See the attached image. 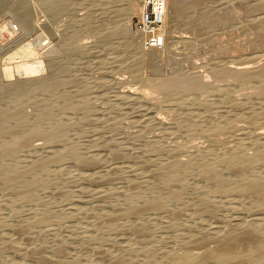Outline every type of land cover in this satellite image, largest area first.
<instances>
[{
  "label": "bare ground",
  "instance_id": "bare-ground-1",
  "mask_svg": "<svg viewBox=\"0 0 264 264\" xmlns=\"http://www.w3.org/2000/svg\"><path fill=\"white\" fill-rule=\"evenodd\" d=\"M37 1L44 11L51 16H59L65 11V0ZM110 1L122 2V0ZM167 1L168 7L172 5L176 9V13L172 18L176 20L177 24L180 23L179 20H181L182 15L189 13L191 18L189 27L194 26L192 29L194 30L195 27L200 28L201 26L199 27V25H202L204 28L201 27L203 29L201 30V35L204 38L208 37L210 31L219 29L221 26L224 27L225 22L232 21L234 17L237 19L236 14L232 11L234 6L240 7L244 11L242 28L240 26V28H236L249 31L248 33L251 36L253 33L255 35L253 39L249 38L247 40L249 43V40H251L254 52L249 55L242 54L230 60V62L228 61L229 64L227 62L226 65L213 66L212 71L218 77L227 76L231 79L230 84L217 82L212 84L211 90L214 91L212 93L213 100L209 98L203 100L199 94L198 90L205 86L208 81L207 75H203L200 72L190 75L182 73L183 71L175 72L174 75L164 77L161 82L156 84L157 87L173 96L188 93L184 102L193 104L195 109L202 111L204 117H208L210 120L223 119L216 124L213 123L214 121L209 122L210 124L208 123L207 129L211 131L208 138L213 139L214 147L205 150H183L185 151V153L183 152L185 157L181 158L177 155L180 150L176 149V147L165 148L164 145L161 147L157 144L161 148L152 149L155 152V157L159 155L160 158L157 156L158 159H154V157L149 161H144L145 157L141 155L144 158L143 161L137 162L136 165L134 163L133 165H128L127 163V166H122L123 164L117 165L118 163L109 165V161L106 159L109 166L105 170L102 169L104 155L100 156L101 153L100 155H96L97 153L95 155L93 153L90 155L86 154L87 152L85 151L84 153L85 149L83 150L81 143L78 142L80 139L72 140L70 138L72 135H70V131H72L71 129L74 126L71 125L72 117L80 114L81 119L78 121L79 124H82L87 118L89 119L93 111L91 112V104L89 105V102L77 103L74 101L76 95L89 91V89L87 90L89 87L87 84L71 92L56 91L57 86L66 84L69 86L71 85L69 83H74L76 79V76L71 74L72 70L66 60L64 62H56L57 64L53 63V66H50L52 69L51 73H47L48 76H40L34 79L22 78L16 81L10 80L16 75L36 77L37 73L43 71L46 66L39 49L35 48L36 46L34 47L32 42L29 41L19 50H16L17 52L6 56L7 58L6 60L4 59V63L2 62L3 64L0 68L1 76L3 75L6 78L4 80L2 79L3 77H0V193L4 195L3 200H0V209H2V206L10 209V215L8 218L6 217L7 219L0 218V264H264V170L262 169L264 167V127L256 126L257 120L264 118V83L263 81L260 82V77H264V65L255 67L256 60L264 58V0ZM10 4L15 6L14 17L20 26L25 31L30 30L33 27L32 12L28 6L30 3H27L26 0H5V2L0 0V10ZM125 6L121 7L119 11V13L122 12L126 16L123 18L124 20L101 23L102 25L100 24L97 34L101 41L110 39L113 36H119L126 40L124 42L126 48L133 49L135 55L131 62H126L125 68L136 77H139L141 68L146 65V61L144 62L146 58L144 57L145 59H143V55L139 51L140 41L138 39L142 36L137 34L138 31L137 33L132 32V26L139 14L135 16L137 5H133L126 0ZM246 15H250L249 18ZM204 24L207 26H203ZM163 37L165 40L164 50L169 46L168 32L165 28L163 29ZM39 40L42 42L44 37ZM71 41L72 38L69 37L64 41L65 43L63 42V46L60 44L61 52L68 48ZM247 42L245 43L247 44ZM13 59L17 60L14 64L10 62ZM150 67H153L152 64ZM249 84H252L251 87L242 93L245 96L244 99L238 100L236 94L228 95L236 87ZM49 93L52 94L54 101L52 104H45L42 96ZM40 95H42V98L39 97L41 98L39 101L43 104L28 121L27 112L20 106V103H23L28 97L38 98ZM121 98L128 100V103H132L135 108L138 107L144 113L143 115L147 116V119H145L149 124L160 128L167 125L166 121L158 113H154L155 106L143 101L134 92L126 91ZM253 103L256 105L254 109L246 111L248 105ZM181 106H176V108L181 110ZM110 112L112 113V110ZM181 116L188 121L194 119L192 109L181 112ZM233 116L235 121L244 119L247 123V128L244 127V129L245 132L246 130L249 132L244 141L241 139V141H238L239 139H236L238 136L232 139L238 134L233 133L244 130L233 120H230ZM119 120L113 119L106 122L107 124L104 128L107 131L105 132L113 134L120 131V126L122 123L123 127V122ZM73 121L75 123L77 120ZM98 122L96 123L98 124ZM75 127L77 128L76 123L74 129ZM81 131L79 130L78 132ZM223 131L233 134V136L227 137L233 143L232 145H228L230 142L227 139H225L226 141L221 140L220 135ZM101 133H104V130ZM109 134L105 135L108 137ZM78 135L76 134L77 137ZM133 135L134 139L137 138L139 140V136ZM76 136L74 135L75 138ZM80 136L83 135H79L78 138ZM109 137L111 139L112 136L109 135ZM95 138H92V140ZM240 138L244 137L240 136ZM37 139L43 140L44 143L35 144L34 142ZM128 139L131 140V138ZM146 139L143 140L146 141ZM88 140L90 141V139ZM82 141L84 143V140ZM108 141L111 143L110 140ZM144 141L138 143L142 145ZM147 142H151L150 140L146 141V145H152L150 143L147 144ZM105 144L103 146L106 147ZM90 146L94 147L93 145ZM107 146H111V144ZM92 147H88V150H93ZM124 147V149H121V146L120 148L117 146V149L112 147L115 150L112 149L114 160L127 159L125 156L127 152L125 153V151L129 148L126 149V146ZM131 147L130 149H132ZM96 148L94 149L96 150ZM150 148L148 149L151 150ZM222 148L224 150H221ZM250 148L251 150L249 151ZM134 150L133 148V152ZM33 151H42V154L36 153V155ZM140 152L143 153V151ZM107 163L104 162L103 164L107 165ZM65 164L74 165L79 169L78 173L72 176L76 181L80 180L84 186L81 189L79 188V190L75 189L80 191L82 195L90 197V199H87L94 204L93 206L90 203H83L80 206L74 204L71 207L66 204L70 211H68L69 213L67 210L64 211L68 214L73 212L75 218L76 215L81 217L89 215V217L94 219L93 221L91 219V223H89L90 221L88 222L89 224L84 231L81 228L80 231L84 233L81 237L76 238V235H74L75 238H73L69 234V236L67 235V240H58L59 238L57 237V240H55V235L53 234L55 241L48 243L42 239L43 237L41 238L42 232H40V237L37 233L39 238L35 237L36 230H47L49 232L50 227H54V225L58 227L62 219L67 218L68 214L63 217L56 214V210L50 208L52 207L50 205L54 204H51V201H48L49 205L45 204L47 201L44 199L45 201L43 202L41 194H44L47 189L49 192V188L55 186L58 182L57 180L60 181V176L66 173L65 168H63ZM75 167L72 171L77 172ZM261 169L263 171H260ZM124 171L127 176L122 173ZM70 173L72 174V172ZM191 176L196 177V182L194 184L192 183L193 181L191 182L193 185L189 183V177L191 178ZM66 180L69 179L67 178ZM72 180L70 178V181ZM64 182L66 183V181ZM75 184L76 182H74L73 187L76 186ZM69 185L71 183L67 186ZM114 185H117V187L111 188ZM190 185L192 189H190ZM63 186L59 185L60 188L55 186L54 192L53 189L51 192L58 195L57 197L61 196L60 198L63 197L70 201L68 203L70 204L74 201L73 195H71V191L68 192ZM189 189L193 192L191 196L188 195L189 197H187ZM76 194H74V197ZM79 197L80 195L77 197L80 201ZM218 197L220 200L217 199ZM57 203L59 204L60 201ZM58 204L55 206L58 207ZM24 205L34 206V210L30 211V218L20 217V208ZM188 209L189 211L191 210V214L187 211L190 214V219L186 218L185 222L186 210ZM222 209L226 212L225 214L221 212L223 215L220 214ZM64 211L65 215L66 212ZM73 213L71 215H74ZM162 213L167 216L166 220L161 221L163 226L169 230V234L167 233V236L157 240L155 237L157 235L154 236V231L152 230V227H154L152 224L154 221L159 220L158 215ZM60 214L62 213L60 212ZM165 215L163 216L165 217ZM21 216L23 215L21 214ZM100 219L104 220L100 221ZM78 224L80 225V223ZM67 225L69 226V224ZM104 228L115 230L116 232L119 231L116 237L121 236L122 242L124 241L123 236L126 234L131 238L127 237L128 235L125 236V238L130 240H125L126 243L121 244L115 250L105 248L102 244L103 242L99 241V238L102 239L99 231ZM61 230L62 227L60 228ZM168 230L166 231L168 232ZM157 231L155 232L158 233L159 231ZM97 232L98 237L96 236ZM47 234L45 237H47ZM102 234L105 233L102 232ZM161 235L158 236L162 237ZM57 236L59 237V234ZM113 236H111L112 240ZM105 237L108 236L106 235ZM76 242L81 243V245L79 244L81 246L80 249H78V244H75ZM107 243L105 242V244ZM170 243L171 245H169ZM75 247L81 252L82 250H84L83 252L90 250L93 255L91 254L92 256H88V258L82 257L80 254L77 255V252L75 255L74 252L71 253V250H75Z\"/></svg>",
  "mask_w": 264,
  "mask_h": 264
},
{
  "label": "rangeland",
  "instance_id": "rangeland-1",
  "mask_svg": "<svg viewBox=\"0 0 264 264\" xmlns=\"http://www.w3.org/2000/svg\"><path fill=\"white\" fill-rule=\"evenodd\" d=\"M127 1H129L133 5H137L135 16H138L140 9H141V0H127ZM216 1L220 2L223 0H215V2ZM224 1H226V0H224ZM1 2H5V0H1ZM26 2L30 3V4H28V6L32 12L33 27L30 30L25 31L20 26V24L17 22V20L15 19V17H14L15 6L13 4H10L7 7H4L0 10V27H2V28H0L1 29L0 30L1 31L0 32V52H1L0 68H1V65L4 63V59L6 60V58H7L6 56L12 54L13 52H17L16 50H19L24 44L28 43L29 41L32 42L34 47L36 46L35 48L39 49V52L41 53V56H42V60L44 61V65H46V66L44 67L43 71L37 73L36 77H25V76L16 75V76L12 77V79H10V80L16 81V80H19L22 78L23 79H30V78L34 79V78H37L40 76H46V75L48 76V74H50L52 71L51 67L53 66V63L57 64L60 61L64 62V60H66V62L70 66V69L72 70L71 74H74L76 76V77L74 76L76 79H75L74 83H69L72 86L71 85L68 86V84L59 85V86H57L56 91L64 90V91L71 92L73 90L80 89L81 87H83L84 85L87 84L89 86V87L87 86L88 87L87 90L89 89V91H87L86 93L76 95L74 98V101L77 103L89 102V105L91 104L90 105L91 112L93 111L91 113V116L89 117V119L87 118V120L83 121L82 124H79V121H78L81 119L80 114H76L75 115L76 118L74 116L72 117L71 125L75 126V123H76L77 128L78 127H80V128L77 129L75 127V129H74V126H73V129H71L72 131H70L71 132L70 135L74 134L76 136V134L78 135V133H79V135H83V136H80V138H78L79 137V135H78V137L76 136V138H75L74 135L73 136L71 135L72 137L70 136V138H72V140L80 139V140H78V142L81 143L82 149L83 150L85 149L84 153L86 151L87 152L86 154H89V155L92 153L94 155L96 153H97L96 155H98V154L100 155V153H101L100 156L104 155L103 156V162H102V165H103L102 169L105 170V169H107V167L109 165H113V164L116 165L117 163H118L117 165L123 164L122 166H124V165L127 166V163H128V165H133V163L136 165L137 162L139 163L140 161H143L144 158H142L141 155H143V157H145L144 161H146V160L149 161L155 157V152H153V149L159 148L160 146L163 147V145L165 146V148L172 147V146L174 148L176 147V149L180 150L177 153V155H179V157H181V158L185 157L184 156L185 151H183V150H186V151H189V150L193 151V150H197V149L198 150H205V149H209L211 147H214L213 139L208 138L209 133L211 132L210 130L207 129L208 123L211 121H214L213 123L216 124L217 122H221V120H223V119L217 118L216 120H210L208 117H204L201 110L195 109V106H193V104H190L188 102H186V103L184 102V99L188 96V93L180 94V96H173V95H170L169 93H167L166 91H164L163 89L157 87L156 84L161 82L164 77L166 78L167 76L174 75L175 72H182L183 71L182 73L189 74V75L194 74L196 72H200L203 75H207L208 81L206 82L205 86H202L198 90L200 92L199 94L201 95L203 100H206L208 98L213 100L212 93L214 91L211 90L213 83H215V82L220 83V84H230L231 83V79L227 76L218 77V75L214 71H212L213 66L214 65L222 66L224 64L226 65L228 61L230 62V60H233L234 58H236L242 54L243 55H247V54L249 55L250 53L254 52L253 46L251 44V40H249L250 43L247 42V40L249 38L250 39L254 38V36H255V35H253L254 33L251 36V34L248 33L249 31L247 32L244 29H237V28H240L242 26V22H243L242 20H244V11L240 7L237 8V6H234V8H232L233 13L236 14V16H237V19H236V17L233 18V19H235L234 20L235 22L233 21V19H232V21L229 20L230 22L227 21L228 24H227V22H225L224 23L225 28L223 26H221V28H219V29L210 31L211 36H210V32H209L208 37L204 38V36L201 35L202 34L201 30H203V29H201L202 25H199V27L201 26L200 28L195 27L200 32H198L197 29H195V28H194V30H192L194 26L189 27V22L191 21L189 13L182 15L181 20H179L180 23L177 24L176 20L174 18H172L176 13V9L172 5H169L168 13H167V19H166L165 25L163 27V29L165 28V30H167V32H168L169 46L167 47V49H164L165 51L164 50H159V51L158 50H146L144 47L141 46V44H142L141 38L142 37H140V39H138L140 41V44H139L140 50L139 51H140V53H142L143 59L146 58L144 60V62L146 61V63H145L146 65H143L144 68H141L142 70H140V73H139L140 76L136 77L130 71H128L127 68H125L126 62H131L134 59V55H135V52L133 49L126 48V45L124 44V42L126 40L122 37H119V36H113L110 39H105V40L101 41V39L98 37V34H97V32L99 31L101 23L102 24H104V22L110 23L111 21H115V20L121 21L124 17H126L123 15L122 12L119 13L120 8L125 6L126 0H122V2H112L110 0H65V2H64L65 3L64 13H62L61 15L56 16V17L51 16L49 13L44 11V9L41 7V5H39L40 3H38L37 0H29V1L26 0ZM40 13H43V14H40ZM238 15H241V16H238ZM249 16L250 15H246L247 18H249ZM137 18L138 17H136V22H137ZM136 22L132 26V30H133L132 32L137 33V31H138L137 34L141 36V33L139 31V26L137 25ZM9 23H15L21 29L22 33H24V35H26L25 37H27V38L25 40H22V39H19L18 37H16L17 35L9 29ZM203 26H207V25L204 24ZM231 27H232V30H231ZM202 28H204V27H202ZM227 30H228V32H227ZM194 31L197 33H195ZM229 31L232 33H230ZM39 32H41V33H39ZM233 32H235V33L233 34ZM231 34H233V35H231ZM9 35H11V36H9ZM36 37L38 38V40ZM39 37L40 38L44 37L43 42H45V41L49 42L48 45L44 46L42 49H40L41 45H40L39 41L41 42V40H39L40 39ZM69 37L72 38L71 44L68 46V48L66 50L61 52V50H60L61 45L60 44H62V46H63V42L65 40H67ZM208 38H209V40H208ZM210 38H212V39H210ZM36 42H38V43H36ZM245 42H247V44ZM57 44L60 46L58 47ZM250 46H252V48H250V49H252L251 51L249 49ZM143 48H144V50H143ZM247 48H248L249 52L247 51ZM78 49H80L79 52H78ZM82 50H84L85 52ZM52 51H53V53H52ZM150 57H151V59H150ZM262 59H264V58L262 57L260 59H257L256 60L257 63L255 62L256 66L255 65L254 66L255 67H259V66L262 67L264 65L263 64L264 60H262ZM16 61H17L16 59H13L10 62L12 64H14ZM229 62H228V64H229ZM151 64L153 67L149 68V66ZM49 69H51V70H49ZM178 70H180V71H178ZM1 74H2V72L0 70V77L1 78L3 77L2 79L6 80V78L3 75L1 76ZM262 81L264 83V77L263 76L260 77V82H262ZM251 85L252 84L244 85L242 87H236L235 90H232L228 95L236 94L238 100L244 99L245 96L242 93L247 91V89L250 88ZM126 91L134 92L137 96H140V98L143 101L148 102L149 104L155 106L154 113L155 114L158 113L164 119V121H166L167 125L165 127L160 128V127H155L152 124H149V122L146 120L147 116L145 117V115H143L144 113L141 112L137 106H136L137 108H135V106L132 103H128V100L121 98L122 94ZM41 96L42 95L38 96V98L28 97V98H26V100L23 103H20V106L23 107V109L27 112L28 121H30V118H32L34 116V114H36V112L41 108L43 103H41L39 101V99H41L43 97L45 104H47V103L52 104V102L54 101V98H53L51 93L44 95L42 97ZM39 97H41V98H39ZM259 99H262V98H259ZM230 100H232V99H230ZM125 101H127V103H125ZM181 105H183V106H181ZM176 106H181L182 109L178 110L176 108ZM255 106H256L255 103L249 104L246 111H252ZM191 109L193 111L194 119L192 121H190V120L188 121L181 116V112H184L186 110H191ZM111 110H112V113L110 112ZM78 115H79V117H78ZM108 119L109 120L120 119L121 122H123V127H122V123L120 122L121 123L120 131L113 133V134H111V133L109 134V132H105L107 130L104 127L107 124L106 122L109 121ZM73 120H75V121L77 120V121L74 123ZM99 120H100V122H98ZM230 120H233L242 129H244V127L247 126V123L244 121V119H241L240 121H238V120L235 121V117L233 116V117H231ZM96 122H98V124ZM81 125H82V127H81ZM102 126L104 129L101 128ZM256 126L264 127V118L258 119ZM76 129H77V131H76ZM79 130L80 131L84 130V131L78 132ZM102 130H104V133H101ZM98 131H100V132H98ZM239 132L240 131L233 133V134H237V133L238 134L235 135L234 137H232V139L238 136L236 138L237 140L239 139L238 141H241V140L244 141V139H246V136H248L249 131L246 130V132H245V129H244L243 131L241 130L240 133ZM242 133H245V134H242ZM105 134L111 135L112 136L111 139H110L109 135L107 137V135H105ZM130 134H132V135L137 134V135H133V136H139V140L137 138L134 139L132 137V135L130 137ZM233 134L231 132L223 131L220 135V138H222L221 140H223V141L225 139L228 140V138L233 136ZM127 135H129V137H127ZM240 136H242L244 138H240ZM84 137H85V139H84ZM97 137H98V139H97ZM86 138H87V140H86ZM92 138H95V139H93L95 141H93ZM128 138H131V140ZM141 138H142V140H141ZM88 139H90L91 142ZM99 139L100 140L103 139L102 140L103 142L100 141ZM143 139L144 140L146 139V141L147 140L151 141V142H147V144L148 143L152 144V145L148 144L149 145L148 148L151 147L150 148L151 150H149L147 148L148 145H146V141H144ZM82 140H84V143ZM106 140L107 141L110 140L111 143H109V141H108V143L105 144L107 142ZM122 140L123 141L125 140L126 142L125 141L123 142ZM129 140L132 142H130ZM229 140H228V142H230V143H228V145L229 144L232 145L233 143ZM140 141H144V142H142L143 143L142 145L139 144V143H141ZM121 142H123V143L121 144ZM133 142H136L137 144L133 143ZM34 143L35 144H42V143H44V141L41 139H37V140H35ZM104 144L106 145V147L103 146ZM110 144L115 149H117V146H118V148H120V146H121V149H124L125 148L124 146H126V149L129 148V149H127V151H125V153L127 152L125 154L127 159L126 160L123 159L124 161L121 160L122 162L119 161V159L114 160V158L112 157V153H113L114 149L111 146H107ZM124 144H127V145H124ZM157 144H159L160 146ZM90 145H93L94 147H92ZM139 146H140V148H139ZM222 146H224V145L222 144ZM88 147L89 148L92 147L93 150L92 149L88 150ZM108 147H111V148H108ZM130 147L132 149H130ZM94 148H96V150ZM133 148L135 149L134 152H133ZM141 148H142V150H140ZM101 149H103V150H101ZM138 150H139V152H138ZM144 150H147V151H144ZM221 150H224V148H222ZM250 150H251V148L249 149V151ZM140 151H143V153ZM149 151H151V152H149ZM33 152H34V154H36V153L42 154V151H40V152L39 151L38 152L33 151ZM180 152H182V153H180ZM104 153L105 154L107 153V154L105 155ZM137 153L140 155H138ZM150 153L151 154L153 153V155H151ZM108 154H109V156H108ZM105 156H107V157H105ZM147 156H149L148 159H147ZM157 156L159 157V155H156V157L154 159H156V158L158 159ZM104 158H105V161H104ZM128 158H130V159L128 160ZM106 159L109 162L106 161ZM131 159L133 162L131 161ZM127 160H128V162H127ZM104 162H106V163L108 162L109 165H108V163H107V165L103 164ZM64 166H63V168H65L66 173L61 175L64 177L60 176L61 179L58 178V179H60V181L57 180L58 182H57V184H55V186L59 187V185H62V186L64 185L63 188H65L68 192L71 191L72 194L71 193L70 194L73 195L74 201L71 202L70 204H68L70 201L66 200L63 197L60 198L61 196L57 197L58 195L53 194L51 191L53 189V192H54L55 186L50 187L49 192L47 189V191H45L44 194L43 193L41 194V198H43L42 199L43 202L46 200L47 202L45 204H47V205H49L50 203L51 204L53 203L54 205H50L52 207H50V206L49 207L52 208L53 210H56L55 213L61 215L62 217L67 216V214L69 213L68 211H70L69 207L73 206L74 204H77L79 206L83 205V203L84 204L90 203V205H92V206L94 204V203H92V201L89 200L90 197H87L84 194L82 195L80 193V191H77V189L79 190V188L81 189V187L83 188V186H84V184L81 183L80 180H77L79 182L78 183L75 179H73V176H72V175H75L76 173H78L79 169H77L74 165H71V164H65ZM66 166H68V167L66 168ZM73 166L75 167V170L77 169L76 170L77 172H75L74 170H73L74 172L72 171V169H74ZM262 169L264 170V167ZM262 169L260 171H263ZM70 172H72V174ZM122 173H124V176H127V173H125V171ZM62 178L63 179L65 178V179L63 180ZM67 178L69 180H66ZM70 178H71V180L73 179L72 181L76 182L75 187H73L74 182L72 183V181H70ZM189 180H190L189 183L191 185H193L194 182H196V177L191 176V178L189 177ZM64 181H66V183L69 181V183L66 184ZM61 182H62V184H60ZM58 183H59V185H58ZM70 183L72 186L71 185H69L70 187L67 186ZM65 184H66V186H65ZM114 187H117V185H114L111 188H114ZM75 188H77V189H75ZM72 189H73V192H72ZM190 189H192V186L190 187ZM190 189L188 190L189 193L187 194V197L191 196V193L193 192ZM73 193L74 194L77 193L78 195L76 194V196L74 197ZM50 194H52V195H50ZM48 195H50L51 197ZM79 195H80L79 198L82 201L81 200L79 201V199L77 198ZM3 196L4 195L0 193V200L1 199L3 200V198H4ZM53 196H55V197H53ZM87 198H89V199H87ZM217 199L220 200L219 197ZM48 201L49 202L51 201V202L48 203ZM55 201H57V202L60 201V203L59 204L57 202L55 203ZM62 202L65 204H63ZM57 204L59 205L58 207L55 206ZM66 204L69 207H67ZM28 207H30V208H28ZM53 207H55L56 209ZM65 207H67L68 209L67 208L63 209ZM1 208L2 209H0V210L2 212L0 211V214H1L0 218L2 217L3 219H7L10 215V213H9L10 209L6 206H5V208L3 206ZM25 208H26V210H25ZM32 209L34 210V206H32V205L22 206L20 208V217L21 218H25V217L30 218L31 217L30 213L33 211ZM64 210H67L68 213ZM21 211H24V212H21ZM63 211L66 212L65 215H64ZM187 211L191 214V210L190 211H189V209L186 210L187 216L185 217V222H186V218L188 220L190 219L189 218L190 214ZM25 212H27V213L25 214ZM28 212H29V214H28ZM60 212L63 215L60 214ZM221 212L223 214L226 213L223 209H222V211L220 210V214H221ZM21 214L23 216H21ZM71 214H68V216H67V218H69L68 220L69 221L71 220L70 222L65 217L66 219L63 218L62 221L60 222V224L58 225L59 229H58L57 225H54L55 229L53 226L50 227L51 229L48 230L49 232H47V230L41 231L39 229V230H36L35 237L39 238L41 235L40 232H42L43 235L41 236V238L43 237L42 239L48 243H51V241L57 240V238H59L58 240H60V239L67 240L68 239L67 235L69 236V234L71 236H73V238H75L74 235H76V238L81 237L82 234L84 235V233L82 231H84L85 227L89 223H91L92 217H89V215L88 216L83 215L82 216L83 218H82L81 216L76 215V218H75V214L74 213H73L74 215H71ZM223 214H221V215H223ZM163 215H165V214H163V213L159 214L158 215L159 220H156V222L152 221L153 224L151 223L155 227V229H153L154 227H152V230L154 231V236L157 235V236H155L157 238V240H158V238H160L159 240H161V238H163L164 236H167L169 234V230L166 229L162 223L163 220L167 219V216L165 215V217H164ZM93 219H92V221H93ZM74 220H76L77 222ZM103 220L104 219H100V221H103ZM160 222H161V224H160ZM65 223H66V225H65ZM78 223H80V225ZM154 223H155V225H154ZM67 224H69V226ZM82 224H83V227H82ZM203 224L206 225L205 222H203ZM161 225H162V227H161ZM71 226H72V229H71ZM61 227H62V230L60 231ZM63 228L65 231L63 230ZM73 228L75 231L73 230ZM81 228H82V231H80ZM66 229H68V230H66ZM69 230H71V231H69ZM102 230L107 231V232H104ZM102 230L99 231V235L102 237V239L99 238V241L103 242L102 244L104 245L105 248L107 247V248L112 249V250L117 249L121 244L126 243L125 240L129 241L130 240L129 238H131L128 234H126L125 236L128 235L127 237H129V238H125V236H123L124 241L122 242L121 236H119L118 238L116 237L117 233L119 231L116 232L115 230L112 231V230H108L106 228H104ZM166 230H168V232ZM153 231H152V233H153ZM155 231H157L158 233H156ZM73 232H76V233H73ZM102 232L105 234H102ZM49 233L50 234L52 233V234L50 235ZM55 233L59 234V237ZM61 233L62 234L64 233L63 236ZM107 233L108 234L110 233L109 234L110 236ZM159 233H161L162 235ZM46 234H47V237H45ZM53 234L55 235V237H54L55 240L53 238V236H54ZM60 234H61V236H60ZM97 235H98V232L96 233V236ZM104 235L105 236L107 235L110 238L105 237ZM113 235H115V236H113ZM158 235L159 236L161 235L162 237H159ZM111 236H113V240H112ZM103 238H105V239H103ZM69 239H70V237H69ZM109 239H111V240H109ZM99 241H98V243H99ZM105 242L106 243L108 242V243L105 244ZM115 243L116 244L118 243L117 244L118 246ZM75 244L76 245L78 244L77 245L78 249H80L81 243L76 242ZM169 245H171V243ZM110 246H111V248H110ZM76 247H75V250L74 249L71 250V253L74 252V254H75L77 252V255L80 254L82 257H87V258H88V256L90 257L93 255L92 251H90V250L89 251L85 250L86 252H83L84 250H82V252H83L82 253L81 250H78ZM88 253H90V254H88Z\"/></svg>",
  "mask_w": 264,
  "mask_h": 264
},
{
  "label": "built area",
  "instance_id": "built-area-1",
  "mask_svg": "<svg viewBox=\"0 0 264 264\" xmlns=\"http://www.w3.org/2000/svg\"><path fill=\"white\" fill-rule=\"evenodd\" d=\"M168 12L167 0H141V9L137 18V25L142 36V47L146 50H163L165 40L163 27ZM9 29L19 39L25 40L24 33L15 23H9ZM40 42V41H39ZM49 42H40L41 47L47 46Z\"/></svg>",
  "mask_w": 264,
  "mask_h": 264
}]
</instances>
